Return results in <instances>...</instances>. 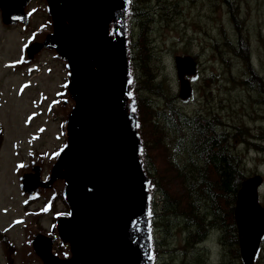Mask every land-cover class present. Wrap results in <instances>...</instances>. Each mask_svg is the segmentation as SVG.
<instances>
[{
	"label": "water",
	"instance_id": "95a60500",
	"mask_svg": "<svg viewBox=\"0 0 264 264\" xmlns=\"http://www.w3.org/2000/svg\"><path fill=\"white\" fill-rule=\"evenodd\" d=\"M32 1L0 0V22L28 33L37 12L48 16V27L28 39L12 69L30 66V73L45 51L65 66L63 96L53 108L63 120L64 145L53 159L32 157L18 166L22 195L41 198L46 207L22 223L20 246L4 234L5 264H157L151 223L155 184L146 169L131 60V0H40L44 7L30 8ZM174 65L178 96L188 100L197 62L175 55ZM261 181L247 179L236 195L234 221L244 264L254 263L264 235ZM58 195L68 213L55 215L53 233L47 234L36 224ZM245 217L252 220L246 228Z\"/></svg>",
	"mask_w": 264,
	"mask_h": 264
},
{
	"label": "trees",
	"instance_id": "16d2710c",
	"mask_svg": "<svg viewBox=\"0 0 264 264\" xmlns=\"http://www.w3.org/2000/svg\"><path fill=\"white\" fill-rule=\"evenodd\" d=\"M165 1L142 0L141 6L135 8L134 0L131 3V18L134 13L137 28L131 43V60L135 87L139 93L138 107L145 141L146 169L152 175L156 190L153 226L167 243V246L162 245L163 249H167L171 243L174 228L181 226L186 234L187 249H194V246L197 248L191 264H202L204 248H198L197 243L206 241L215 233L221 247V264H244L240 257L234 222L236 195L244 181L259 175L247 167L249 145L264 151V135L261 131L259 134H247L248 122L243 115H236V108H239L236 102L246 109V116H252L250 110L255 111L252 105L243 104L244 91L249 93L254 90L264 96V81L253 68L248 36L241 28L244 18L239 16V4L241 1L247 3V0H207L209 20L216 21L218 2L226 7L229 22L235 29V36L223 34L221 44L217 45L214 40L209 46L226 66L228 58L224 56L225 52L239 61L244 69L238 81L240 85L234 82L228 86L230 68L219 72L206 68L201 76L198 67L194 77L201 87L195 93L193 85L192 96L188 100L179 98L178 88H171V82L164 73L161 52L171 55L175 52L169 48L158 49L156 41L152 39L163 14L167 15L166 10L162 12L168 9ZM258 2L264 6V1ZM157 4L162 7L161 10ZM179 16V10H176L170 14V19ZM198 29L200 33H205L201 26ZM205 47L201 45L200 52L194 54L185 44L182 55H192L198 61L200 55L206 54ZM200 63L199 60V66ZM191 100H194L192 110L188 107ZM254 118H258L257 115L252 116L250 121ZM250 136L257 141H250ZM234 141L244 147L237 150ZM157 196L161 200L159 213ZM208 251L205 249L206 254ZM263 251L264 238L253 264L264 263ZM157 252V264H167L169 259L165 258V263L162 259L165 253L159 249Z\"/></svg>",
	"mask_w": 264,
	"mask_h": 264
},
{
	"label": "rangeland",
	"instance_id": "374dc122",
	"mask_svg": "<svg viewBox=\"0 0 264 264\" xmlns=\"http://www.w3.org/2000/svg\"><path fill=\"white\" fill-rule=\"evenodd\" d=\"M165 3L168 5V25L165 21H160L155 37L152 38L156 41L158 49L169 48L175 52L174 55H182L183 46L188 44L189 50L198 54L201 45H205L206 54L198 58L201 62L199 66L201 76L206 68L218 72L221 69L230 68L228 86L234 82L239 86V78L244 73L239 61L225 52L224 56L228 58L226 66L218 59L217 52L209 46L214 40L217 45L221 44L224 40L223 34L229 37L235 36V29L229 22L226 7L217 2L216 21L211 22L207 0H168ZM174 4L175 7H173ZM30 6L41 7L43 4L40 0H33ZM176 10H179L180 16L170 19V14H174ZM239 14L244 18L243 25L240 27L248 36L253 68L259 72L264 81V6L258 0H247V3L241 1ZM46 26H48V18L41 12L33 17L28 33H24L19 26L3 27L0 22V240L5 234L6 239L17 246L24 241L22 223L30 218V215L39 213L46 207L43 199L31 200L22 195L18 185L17 166L20 162H26L34 157L31 153L45 159L52 158L64 143L63 121L61 117L53 115V108L64 92L65 66L50 52L45 51L31 73H27L26 68L17 71L11 69L12 65L20 60L28 38L38 29ZM200 26L205 33L199 32L198 27ZM174 55L161 52V61L165 67L164 73L171 82V88L176 90L179 82L174 65ZM192 78L196 81L192 85L197 93L201 85L197 78ZM243 97L245 99L243 104L252 105L255 111L250 110V112L253 113L252 116L257 115L258 118L250 121L252 116H246V109L242 108L238 102H236L239 105V108H236V115H243L248 122L247 134H259L261 131L264 135V101L262 100L264 96L258 95L253 90L249 93L244 91ZM260 100L262 101L259 102ZM188 107L190 110L193 109L194 100L188 103ZM248 139L252 142L257 141L251 136ZM234 144L237 150L244 147L236 141ZM247 157V167L263 177V183L261 182L259 189V201L264 206V151H259L253 145H249ZM156 199L159 213L161 211L160 196ZM67 213L64 201L57 196L51 205L50 212L37 221V228L44 233L51 234L55 214ZM155 236L159 251L165 253L162 258L163 262L166 261L165 258L169 259L167 264H184V262L191 264V260L197 254L196 246L194 249H187L186 234L181 226L174 228L172 241L167 248L169 250L163 249L162 245L167 246V243L161 239L159 231H155ZM197 247L204 248L202 264H221V247L218 244L216 233L210 235L206 241L197 243ZM205 249L209 250L208 259ZM262 255L264 256V251ZM0 264H5L1 243Z\"/></svg>",
	"mask_w": 264,
	"mask_h": 264
},
{
	"label": "flooded vegetation",
	"instance_id": "af4514ba",
	"mask_svg": "<svg viewBox=\"0 0 264 264\" xmlns=\"http://www.w3.org/2000/svg\"><path fill=\"white\" fill-rule=\"evenodd\" d=\"M141 3H142V0H134V8H135V6H141ZM158 8L161 10L162 7L160 5H158ZM165 10L167 11L168 9L167 8L166 9H163L162 12L164 13ZM134 18H135V14L133 13V16H132L131 21H130V25H131V37L133 39L135 38V36L137 34V28L135 27V19ZM161 19H162V21H165L166 22L169 19V17L167 15L165 16L163 14V17ZM166 25H168L167 22H166ZM40 29H38V30H40ZM145 31H148V29H145ZM196 62H197V65L199 67V64H198V61L197 60H196ZM192 87H193V85H192Z\"/></svg>",
	"mask_w": 264,
	"mask_h": 264
},
{
	"label": "bare ground",
	"instance_id": "6f19581e",
	"mask_svg": "<svg viewBox=\"0 0 264 264\" xmlns=\"http://www.w3.org/2000/svg\"><path fill=\"white\" fill-rule=\"evenodd\" d=\"M128 205H130V207H132L133 205H132V201H129V204ZM245 208V207H244ZM248 211H249V209H248ZM243 217V216H242ZM250 222H252V220H248V218H246L245 217V223H244V228H246V225H248V224H250ZM241 229V228H240ZM242 234H243V236H244V238L242 239V241H241V245H243V242H244V239L246 238V235H245V231H242ZM240 251V250H239Z\"/></svg>",
	"mask_w": 264,
	"mask_h": 264
},
{
	"label": "snow or ice",
	"instance_id": "6c2138e0",
	"mask_svg": "<svg viewBox=\"0 0 264 264\" xmlns=\"http://www.w3.org/2000/svg\"><path fill=\"white\" fill-rule=\"evenodd\" d=\"M133 111H135V109H133Z\"/></svg>",
	"mask_w": 264,
	"mask_h": 264
}]
</instances>
